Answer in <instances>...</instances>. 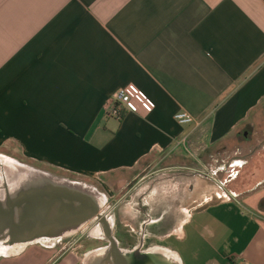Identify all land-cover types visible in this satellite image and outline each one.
I'll use <instances>...</instances> for the list:
<instances>
[{
    "label": "crops",
    "instance_id": "0c3cea01",
    "mask_svg": "<svg viewBox=\"0 0 264 264\" xmlns=\"http://www.w3.org/2000/svg\"><path fill=\"white\" fill-rule=\"evenodd\" d=\"M129 84L153 112L105 116ZM263 104L264 0H0V149L99 180L148 173L154 156L165 168L207 164L211 185L197 177L182 199L168 187L157 200L184 203L163 244L152 241L172 249L164 244L176 240L186 264H264V171L236 192L245 163L230 155L251 141L250 116ZM179 112L195 121L178 123ZM76 256L32 245L6 259Z\"/></svg>",
    "mask_w": 264,
    "mask_h": 264
},
{
    "label": "water",
    "instance_id": "95a60500",
    "mask_svg": "<svg viewBox=\"0 0 264 264\" xmlns=\"http://www.w3.org/2000/svg\"><path fill=\"white\" fill-rule=\"evenodd\" d=\"M107 201L86 182L0 154V258L16 257L32 245L52 248L86 232L103 222ZM104 225L108 243L87 252L82 264H185L167 247L122 248L111 235L113 221Z\"/></svg>",
    "mask_w": 264,
    "mask_h": 264
},
{
    "label": "rangeland",
    "instance_id": "374dc122",
    "mask_svg": "<svg viewBox=\"0 0 264 264\" xmlns=\"http://www.w3.org/2000/svg\"><path fill=\"white\" fill-rule=\"evenodd\" d=\"M250 121H252V123L254 125L252 128L248 129V134H249L248 137L251 138V141L248 144L245 142L244 144H239L238 146H235L233 144L230 145V149L231 148L234 149L230 155H232V156L236 155L238 158L243 157V160L245 163L243 165V168H241V169L237 168V170H236V172L238 173L237 174L238 178L236 180V185L234 187H232V189L236 192H238L240 189H242L243 186L249 185V183L253 181L252 176H255V174L257 175L259 171H260V173H262L264 171V104L262 106H260L258 109H256L255 112L252 113V115L250 116ZM240 137H241L240 140L243 139V135ZM4 153L6 155H9V156L19 160V161H23V162L27 163L25 160H20L17 157V155L12 154V152L0 149V154L4 155ZM167 163H168V161L166 159H164L163 157L154 156L147 162L146 166L142 169L147 168V170H148L147 174H150V173L157 171V170H160V169H166L165 167L167 166ZM186 163L187 162H185V164ZM203 166H204V168L199 167V166H191V169H189V170L179 169V171L182 172V175H183V176H180L181 179L180 178L178 179L179 182L177 180H172L170 178L171 180L166 182L165 186H163V187L160 186L159 189L155 187L156 185L154 186V185L150 184L151 187L154 188L155 191L157 190L156 195H158V196L155 197V200L156 201L160 200V198H161L160 194H162L161 189H163V191H165L166 189H168V187L171 191L169 196H173L174 198L178 197L179 199H182V196H184L188 190L187 189L188 186L192 183H194V184L197 183V181H196L197 177L200 178V182L202 184L211 185L213 182V178H215V177H214V175H211V172H210L211 168H209V166H207V164L204 165V163H203ZM183 167L186 168L187 166L185 165ZM171 171L174 172L175 170H173V168L170 167L169 170L167 171L168 172L167 177H172L175 174V173H172ZM228 171H229V169H228ZM60 175H63V174H60ZM195 175H197V176L195 177ZM63 176L65 177L66 175H63ZM66 177L72 178L73 180L83 181V182H86V183L96 187L101 193L106 195L107 200L110 199V196H112L110 199L109 206L112 205L111 203H113L114 200L116 199V198H114L113 195L115 193L119 194L120 191L124 189L125 183L131 180V177L121 178L120 176H115V175L109 176L108 178H105L102 180H99L97 178H85V177H80V176H77V177L66 176ZM160 177L165 178V175H162ZM216 178L218 180L224 181L226 177H225V174L221 173V174H218L216 176ZM150 185L148 187H150ZM142 188H143L142 191H144L143 186H142ZM162 197L165 198V195L162 194ZM132 200L133 199H131V198H127V202L125 203L126 205H123V207L119 208V211L121 212V217H122L123 221L129 222V218L125 214L132 212L130 210V208L132 207V204L128 203ZM176 202L179 203V206H177L178 204ZM182 204H184V203L183 202L181 203L177 200L172 202L170 199V201H169V206H170L169 208L172 211L176 212V218L177 217L181 218V216H182V213H180V207L182 206ZM161 205H163V204H161ZM121 228L127 229V228H124L123 225H121ZM82 234L84 235L83 238H81ZM67 241L68 242H63L62 245L60 243L57 246V248L59 250L60 249L63 250L64 254L74 252L77 255L76 257H77L79 264L83 263L84 256L87 252L104 246L99 241H96L93 238V236L90 234V230H88L84 233L74 234L71 237H69V239H67ZM154 242L155 241H153L152 243H154ZM161 244H163L162 241H161ZM164 245L169 246L170 248H172L174 250H179L181 248L180 244L174 239L166 241ZM186 261H187V259H186ZM0 264H29V262H27L26 259H21V258H17V259L0 258ZM187 264H188V262H187Z\"/></svg>",
    "mask_w": 264,
    "mask_h": 264
},
{
    "label": "flooded vegetation",
    "instance_id": "af4514ba",
    "mask_svg": "<svg viewBox=\"0 0 264 264\" xmlns=\"http://www.w3.org/2000/svg\"><path fill=\"white\" fill-rule=\"evenodd\" d=\"M172 168L176 171H171L175 173L172 177H167L169 168L160 169L150 174L142 172L135 175L130 181L125 183L124 189L121 190L119 194L115 193L113 195L116 199L111 203L112 205L109 206L112 197L110 196V199H108L107 204L100 213V220L103 222L101 224L97 223L98 225L94 223L88 229L91 230L90 234L93 238L102 245H106L108 241L105 234L104 222L106 220H112L113 226L111 235L122 248L134 249L140 247L146 249L154 245L158 246L153 244L152 240H161L163 242L164 238H167L166 236L171 226L170 224H172L171 222L176 217V212L172 211L170 208L163 207L159 202H148L146 198L150 196L151 185H156L155 187L159 189L160 186H165L166 182L171 179L179 182L178 179H181L180 176H183L179 169H187L183 166H175ZM162 175H165V178H161L160 176ZM149 185L150 187H148ZM142 186L144 187V191H142ZM127 198L133 199L128 202L132 204L130 208L132 212L125 214L128 216L129 222L122 220L121 212L119 211V208L126 205ZM121 225L127 229L121 228ZM83 237L84 235L82 234L81 238ZM67 239L62 241L61 245L63 242H68Z\"/></svg>",
    "mask_w": 264,
    "mask_h": 264
},
{
    "label": "built area",
    "instance_id": "2783aa9c",
    "mask_svg": "<svg viewBox=\"0 0 264 264\" xmlns=\"http://www.w3.org/2000/svg\"><path fill=\"white\" fill-rule=\"evenodd\" d=\"M154 104L134 84L123 86L105 103L104 114L109 118L122 120L126 112L142 113L144 116L151 114ZM175 119L182 125L191 124L195 119L186 112H179Z\"/></svg>",
    "mask_w": 264,
    "mask_h": 264
}]
</instances>
